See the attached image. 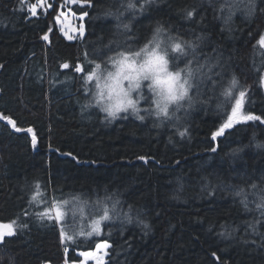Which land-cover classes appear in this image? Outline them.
<instances>
[{"label": "trees", "instance_id": "obj_1", "mask_svg": "<svg viewBox=\"0 0 264 264\" xmlns=\"http://www.w3.org/2000/svg\"><path fill=\"white\" fill-rule=\"evenodd\" d=\"M143 2L125 11L128 0H84L85 8L71 11L77 18L88 13L85 37L69 43L56 28L55 11L31 19L37 0H0V116L22 129L0 123V222L19 225L0 243V264H78L77 254L96 252L100 242L110 245L105 264H264V215L252 195L264 189V148L256 147L264 144V124L240 123L211 139L230 111V104L218 105L233 76L237 95L248 90L244 112L264 117V51L257 44L264 0H254L251 14L248 0L231 13L227 6L221 13L225 0H154L141 13ZM109 11L123 15L117 20ZM158 25L196 46L176 62L179 68L195 57L212 67L220 85L213 91L205 81L198 93L191 89L196 102H182L170 120L149 115L143 109L154 112L155 106L142 100L138 114L106 118L95 106L93 86L60 67L80 62L91 71L85 53L100 62L137 51ZM37 183L47 205L29 204ZM241 188L247 209L235 195ZM69 194L93 202L111 196L120 202V215L96 238L62 243L60 225L37 213Z\"/></svg>", "mask_w": 264, "mask_h": 264}, {"label": "snow or ice", "instance_id": "obj_2", "mask_svg": "<svg viewBox=\"0 0 264 264\" xmlns=\"http://www.w3.org/2000/svg\"><path fill=\"white\" fill-rule=\"evenodd\" d=\"M41 7L44 6L46 0H38ZM72 3H77V0H71ZM84 0H81L83 5ZM154 0H144L140 3L138 11L141 13L145 10L146 5L153 3ZM251 8H249V14L252 13L254 8V0H248ZM139 0H128L127 10H135ZM89 6L90 3H89ZM225 6L228 7L231 13L232 9L239 6V0H225V4L221 6V13H223ZM48 8L55 11L54 4H48ZM63 5H61V8ZM47 11V9H45ZM31 16L36 17L38 15V8L36 4H32L29 7ZM63 14V13H61ZM106 15H115L117 20L123 15L122 12L112 13L106 12ZM87 12H82L80 19L83 20L87 16ZM194 10L186 12V18H192ZM59 20V17L56 18ZM117 27H120L118 24ZM124 29H128L129 25L124 24ZM51 31V29H49ZM80 37L84 35V25L80 24L76 30ZM67 39L72 40L75 38L74 35H69L64 32ZM41 39L47 41L49 39L48 33H45ZM257 44L264 48V34L260 35ZM195 45L189 41H182L178 37L169 35L162 26H157L149 40L137 51L131 49H125L117 52L113 56L109 57L107 61L96 62L95 59L89 58L88 54L85 53V60L89 64H93L94 67L91 71H88L84 64L77 62L71 65L65 62L60 65L62 69L69 70L76 74H81L85 81V85L90 83L94 84L96 89L94 98L96 103L100 106L101 111L107 114L108 118L116 119L119 113L128 112L131 110L133 113H139L140 109L137 107L139 102L138 99L134 98V93L139 94V99L145 100V102L151 101V104L155 106L154 112L151 107L143 109L149 115L154 114L158 119L163 118L164 120H170L175 116V112L178 111L183 104L181 102L187 100L189 107L195 103V99L189 95L191 89H196L199 92L200 85L205 81H211L213 91L216 87L220 86L216 81L213 80L211 72L212 67L207 65L199 64L193 60H189L183 68L177 66V61L182 57L189 55L187 49L191 48L195 51ZM111 50V49H109ZM110 64L111 68L107 65ZM195 64V66H194ZM207 67V71L205 68ZM218 75V74H217ZM260 85L264 87V75L260 77ZM147 87L151 96H145L143 88ZM239 87V82L235 76L229 81L228 86L223 89L222 95L224 96V103L218 105V108H225L226 105H231L230 111L224 110L223 115L226 117L219 127L212 131L211 139L213 141L217 138L225 135L226 130L233 128L235 125L240 123L256 122L264 124V117L255 115L253 113L244 112L245 98L247 95V89H242L236 94V89ZM85 91L88 92L90 89L87 87ZM172 106H175L173 108ZM87 107V105H85ZM0 119H5L14 128L16 125L14 121L7 117L0 116ZM137 119L143 121L144 116L137 115ZM159 127L160 125H156ZM16 131H22V129L16 128ZM26 131L32 132L29 128ZM186 133L181 132L180 135L184 136ZM32 145L35 148L37 145V138L35 134L32 136ZM257 148H264V144L257 143ZM212 152L216 151V148L211 149ZM235 151H242L237 149ZM68 155V154H66ZM141 159H144L141 157ZM258 185L253 183L251 188L256 190ZM236 196L242 197L241 203L244 204L247 209L248 199L247 193L243 188L235 192ZM253 196L257 198L256 208L261 211L264 215V189L254 191ZM70 198L57 200L53 198L50 205L45 206L43 211L37 213L41 220L48 219L54 220L60 225V238L62 243L70 242L76 243L77 237L91 238L101 234V223L112 219L120 215L118 211L119 201L111 196H106L101 199L97 197L96 201L93 202L90 199L84 200L80 196H73L69 194ZM109 202L111 206H109ZM29 204L47 205L48 202L44 200L41 192V185L37 183L35 185V192L29 200ZM88 209L87 216L84 215L85 209ZM131 212V206L129 207ZM129 212L123 213L124 218L131 222ZM71 213L73 221L76 220L77 214H79L81 220V227L79 232L75 229L67 227V217ZM102 213V214H101ZM25 215L27 211L25 210ZM96 218L93 219L92 217ZM90 220L91 223H87ZM254 228V225H250ZM19 227L16 221L8 223L0 222V243L5 241L6 237L16 235V228ZM147 227V225H145ZM71 233V234H70ZM222 235L224 233H221ZM110 245L107 242H100L96 244V252L102 249H107ZM65 252L68 249L65 248ZM81 256L87 258L95 256V253L81 252ZM96 264H103V258L97 257Z\"/></svg>", "mask_w": 264, "mask_h": 264}, {"label": "rangeland", "instance_id": "obj_3", "mask_svg": "<svg viewBox=\"0 0 264 264\" xmlns=\"http://www.w3.org/2000/svg\"><path fill=\"white\" fill-rule=\"evenodd\" d=\"M48 4H54L55 5V8H56V10H55V17L52 16V18L54 19V23H55L56 28H57L58 32L60 33L61 37L65 41H67L69 43H75L77 41H81L85 37V32H84L83 37H80L77 34L76 30L79 28L80 24H83V20L84 19L81 20L80 18H77L72 13L71 9H73L75 7H78L80 9H83V8H85L84 5H81V4H78V3H72L70 0H46L44 6L41 7L40 3L37 0L36 5H37V8H38V15L36 17L31 16V19L32 18H38V16L40 14L42 16H46L47 14H49V17H51L50 14L53 12V10L47 7ZM61 5H63L62 8H61ZM45 9H47V11H45ZM61 13H63V14H61ZM57 17H59V20L56 19ZM64 32H67L69 35H74L75 38L72 39V40L67 39L66 36L64 35ZM41 41L43 42V39H41ZM45 44H47V43H45ZM261 49L264 51V48H261ZM263 75H264V73H263ZM88 85H92L93 86L94 93H95L96 89L94 87V84L90 83ZM88 85H85V86L89 87ZM262 88H263V91H264V87H262ZM142 91H143V93H144L145 96H151V93L148 92L146 86L143 88ZM133 95H134V98H136V99L139 100V102L137 104V106H139L141 104V99H139V94L134 93ZM92 98L95 101V106L100 110V112L103 114V116H105L106 118H108L107 117V114L105 112L101 111V108L96 103V100H95L94 96H92ZM142 101H145V100H142ZM186 101L187 100H185L183 102H186ZM150 104H151V101H150ZM130 113H133V112L131 110H129L126 113L125 112H122V113H119L118 114V117L121 116V115L130 114ZM109 119L113 120L112 118H109ZM87 214H88V209L86 208L85 209V212H84V215L87 216ZM81 223L82 222L80 220L79 214H77L76 220L73 221L72 216H71V213H69V215L67 217V225H66L67 227H69L70 229H75V231L79 232L80 227H81ZM87 223L90 224L91 221L88 220ZM107 223H109V220L102 222L101 223V228H102V226L104 224H107ZM98 236H94V237H91V238H96ZM91 238L79 237L78 236L77 237V240H80V239L89 240ZM108 249H109V247L107 249H102L99 252H94L95 253V256L87 257V258L81 256L80 253H79V254H77V257L80 259V262L78 264H96V258L97 257H102L103 258V264H105L106 259L108 257ZM66 256H67V254H66Z\"/></svg>", "mask_w": 264, "mask_h": 264}, {"label": "water", "instance_id": "obj_4", "mask_svg": "<svg viewBox=\"0 0 264 264\" xmlns=\"http://www.w3.org/2000/svg\"><path fill=\"white\" fill-rule=\"evenodd\" d=\"M43 42H45V40H44ZM0 123H2V124H4V125H6V126H8V127H10V128H11V130H13V129H14V127H13L11 124H9V123H6V122L2 121L1 119H0ZM29 135H30V134H29Z\"/></svg>", "mask_w": 264, "mask_h": 264}]
</instances>
